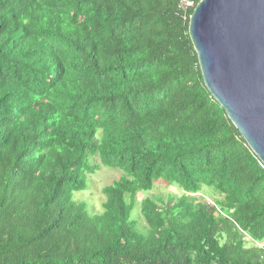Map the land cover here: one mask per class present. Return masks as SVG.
Returning a JSON list of instances; mask_svg holds the SVG:
<instances>
[{"label":"trees","instance_id":"16d2710c","mask_svg":"<svg viewBox=\"0 0 264 264\" xmlns=\"http://www.w3.org/2000/svg\"><path fill=\"white\" fill-rule=\"evenodd\" d=\"M177 3L0 0V264H264V166ZM100 166L120 175L89 213L73 193ZM158 180L178 192L136 227Z\"/></svg>","mask_w":264,"mask_h":264},{"label":"water","instance_id":"95a60500","mask_svg":"<svg viewBox=\"0 0 264 264\" xmlns=\"http://www.w3.org/2000/svg\"><path fill=\"white\" fill-rule=\"evenodd\" d=\"M187 33L205 88L264 166V0H199Z\"/></svg>","mask_w":264,"mask_h":264},{"label":"rangeland","instance_id":"374dc122","mask_svg":"<svg viewBox=\"0 0 264 264\" xmlns=\"http://www.w3.org/2000/svg\"><path fill=\"white\" fill-rule=\"evenodd\" d=\"M93 163H98L95 158ZM120 172L117 169L102 167L100 166L95 172L88 175L87 188L83 191L74 192L73 198L82 201L86 205V209L89 213H99L101 212V203L103 202V195L101 194V188L104 185L111 183L113 180L117 179ZM177 190L170 185H167L161 180L154 183L153 188L150 192L137 193L136 195V206L131 213L132 219L136 221V227H140L143 224V220L138 214L139 201L144 197H162L165 199L168 195H176ZM201 193V195H200ZM199 193V197L204 201L212 202L218 196L209 189L203 188ZM138 222V224H137Z\"/></svg>","mask_w":264,"mask_h":264},{"label":"built area","instance_id":"2783aa9c","mask_svg":"<svg viewBox=\"0 0 264 264\" xmlns=\"http://www.w3.org/2000/svg\"><path fill=\"white\" fill-rule=\"evenodd\" d=\"M199 0H178L176 13L182 21H188L190 14ZM264 168V167H263Z\"/></svg>","mask_w":264,"mask_h":264}]
</instances>
